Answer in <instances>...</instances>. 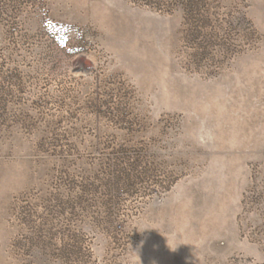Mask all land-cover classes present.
Instances as JSON below:
<instances>
[{"label":"rangeland","instance_id":"1","mask_svg":"<svg viewBox=\"0 0 264 264\" xmlns=\"http://www.w3.org/2000/svg\"><path fill=\"white\" fill-rule=\"evenodd\" d=\"M0 264H264V0H0Z\"/></svg>","mask_w":264,"mask_h":264}]
</instances>
